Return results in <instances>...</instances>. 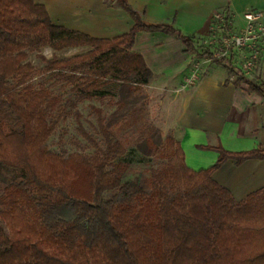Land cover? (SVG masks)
Wrapping results in <instances>:
<instances>
[{"label": "trees", "instance_id": "trees-1", "mask_svg": "<svg viewBox=\"0 0 264 264\" xmlns=\"http://www.w3.org/2000/svg\"><path fill=\"white\" fill-rule=\"evenodd\" d=\"M118 2L134 26L101 39L55 24L36 0H0V264H264V188L238 201L213 179L229 159L237 165L263 160L264 149L208 147L218 160L195 171L173 135L162 141L154 132L136 142L145 157L164 162L148 182L129 178L131 165L119 161L127 149L116 131L141 115L138 92L154 77L133 51L138 32L175 36L186 53L228 63L230 72L235 54L218 58L195 35L148 25L143 13ZM44 48H90L68 59L39 54L42 71L57 73L81 100L117 87L110 117L92 107L105 148L83 128L77 100L32 83L38 70L29 56ZM239 72L237 85L247 84L264 99V71L253 79ZM71 114L94 155L50 150V138Z\"/></svg>", "mask_w": 264, "mask_h": 264}, {"label": "crops", "instance_id": "crops-1", "mask_svg": "<svg viewBox=\"0 0 264 264\" xmlns=\"http://www.w3.org/2000/svg\"><path fill=\"white\" fill-rule=\"evenodd\" d=\"M126 1L144 14L146 24L173 25L184 34L195 35L197 43L214 40L217 12L226 15L229 9L234 31L244 27L246 11L264 13V0ZM36 2L46 7L55 24L94 38L122 36L135 23L118 0ZM133 51L143 56L154 75L149 87L167 98L175 119L172 135L181 143L191 169L200 171L216 163L219 153L208 147L222 146L235 153L264 149V99L247 84L238 81L237 85L243 52H235L231 60L234 72H230L228 63L188 54L175 36L159 31L138 32ZM262 53L264 57V43ZM260 66L261 62L256 70ZM213 179L242 201L264 188V159H250L241 165L229 159L214 172Z\"/></svg>", "mask_w": 264, "mask_h": 264}, {"label": "rangeland", "instance_id": "rangeland-1", "mask_svg": "<svg viewBox=\"0 0 264 264\" xmlns=\"http://www.w3.org/2000/svg\"><path fill=\"white\" fill-rule=\"evenodd\" d=\"M215 32L214 40H208L207 42L203 40L202 43L198 44L212 46L222 35L219 31L215 30ZM89 50L90 48H74L56 52L51 48H44L40 53H31L29 61L38 70V74L34 77L32 83L36 87L40 85L46 86L57 95H62L65 98L72 97L77 100L75 110L79 111L82 115L80 122L83 128L95 138L102 148H105L104 140L97 131V115L92 107L100 108L105 117H110L116 110L113 103L118 99L117 87L113 84L104 87L98 92L90 91L89 93L93 94L94 98L91 100H81L79 94L73 92L71 86H67L62 82L57 73H44L42 71L44 64L39 58V54H41L49 59L53 56L59 59H68L86 53ZM263 67L264 65L261 63L260 69L256 70V68V71L254 70L255 72L253 71L249 75V78L261 76ZM138 94L142 97V101L138 105L142 109L141 115L137 119H132L121 129H118L116 131V137L127 149L126 154L119 161L127 162L131 165L129 178H140L148 182L151 170L161 168L164 162L155 156L145 157L138 151L136 142L141 137L146 138L154 132H157V135L159 134L162 141H164L166 137L172 135L175 119L174 114L167 107L168 101L162 91H155L148 85L143 87ZM78 127L79 123L75 115H69L66 120L60 123L56 132L50 138L48 142L50 150L58 154L66 152L67 154L84 153L90 156L94 155L95 148L84 138Z\"/></svg>", "mask_w": 264, "mask_h": 264}, {"label": "built area", "instance_id": "built-area-1", "mask_svg": "<svg viewBox=\"0 0 264 264\" xmlns=\"http://www.w3.org/2000/svg\"><path fill=\"white\" fill-rule=\"evenodd\" d=\"M242 18L245 25L239 31H234L233 20L223 13H215L217 22L216 31L222 33L219 40L213 44L218 58L229 57L231 53H244L241 63V72L249 76L258 66L262 55V43H264V13L256 10H248Z\"/></svg>", "mask_w": 264, "mask_h": 264}]
</instances>
